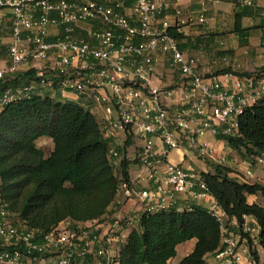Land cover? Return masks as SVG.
I'll return each mask as SVG.
<instances>
[{
    "label": "built area",
    "instance_id": "built-area-1",
    "mask_svg": "<svg viewBox=\"0 0 264 264\" xmlns=\"http://www.w3.org/2000/svg\"><path fill=\"white\" fill-rule=\"evenodd\" d=\"M255 1L239 4L252 7ZM177 2L0 0V81L28 74L25 82L0 92V111L34 95L73 94L100 120L114 164L128 160L126 149L133 146L131 159L149 183L143 189L121 184L124 197L141 204L130 217L76 227L65 221L43 235L27 230L0 195V264H120L127 232L141 213L178 208L180 195L211 197L193 160L227 165L218 154L225 152L227 137L238 135L239 117L264 98V75L204 71L173 34L207 23L205 0L190 15ZM175 150L179 164L169 159ZM209 210L222 225L217 259L250 262L258 224L248 217L239 224L215 201Z\"/></svg>",
    "mask_w": 264,
    "mask_h": 264
},
{
    "label": "trees",
    "instance_id": "trees-1",
    "mask_svg": "<svg viewBox=\"0 0 264 264\" xmlns=\"http://www.w3.org/2000/svg\"><path fill=\"white\" fill-rule=\"evenodd\" d=\"M235 4V30L242 40H248L255 30L264 32V24L242 29V19L251 11L240 7L239 0ZM254 8L261 12V8ZM173 35L186 53L201 47L195 40H186L184 34ZM214 73L250 77L264 75V67L254 73L231 68ZM27 75L19 74L15 81L1 80L0 92L25 82ZM238 124V135L226 138L229 148L252 163L264 159V98L245 110ZM41 138H49L54 144L48 155L37 146ZM109 150L100 120L84 106L37 95L13 102L0 111V195L10 212L37 235L65 221L74 227L102 222L121 184L131 182V162L123 159L116 166ZM211 166L213 172L202 174L209 195L239 224L246 217L254 219L264 250V207L247 200L248 196L264 198V184L242 183L230 177L228 167ZM222 237L221 223L201 205L143 212L122 247L120 264H168L176 258L178 246L191 240H196L195 248L180 264H207V256L222 249ZM252 245L250 240L251 257L255 264H261Z\"/></svg>",
    "mask_w": 264,
    "mask_h": 264
},
{
    "label": "rangeland",
    "instance_id": "rangeland-1",
    "mask_svg": "<svg viewBox=\"0 0 264 264\" xmlns=\"http://www.w3.org/2000/svg\"><path fill=\"white\" fill-rule=\"evenodd\" d=\"M177 1L178 0H172L173 6L177 5ZM196 4L197 0H179L178 8L183 10V14L190 15L194 14V11H196ZM263 4L264 3H262V5ZM260 8L263 9L264 6ZM216 12L214 16L209 14L208 21L205 25H193L185 28V36L187 37L186 40H195V42H199L201 46L195 51L188 52V54L199 58L202 68H207L210 72H217L228 68L240 72L245 69L254 71L260 67H264V40L261 36L263 34V29L253 31L251 38L248 40H242L235 30L234 12L231 10H225L222 13L221 11ZM250 24V21H248V25ZM42 140L50 139L44 138ZM40 143L41 141H39L38 146ZM42 147L47 155L52 151L51 143L44 144ZM230 152L229 146H226L225 152L223 154L219 152L218 156H225L229 160ZM190 155L193 157L192 154ZM180 156L181 153L175 150L171 154V159L180 162ZM232 158H237L239 161L247 160V157H242L238 153L233 155ZM250 160L255 161L254 158H251ZM193 164L200 172L206 173L214 171L211 164L218 165L216 161H206L198 158H194ZM252 166L255 167V169L251 171V176L246 175V171L230 167L234 168L230 169L231 173H233L230 177L237 179L242 183L261 182L264 184V162L260 163L259 161H255L252 163ZM256 202L264 207V198L261 195L258 196V200ZM121 219H124L123 216ZM227 227L231 228V225H227ZM130 229L132 231L133 227ZM253 235L254 237L251 238V241L253 242L252 246L256 248L254 242L258 243V235L257 233ZM183 255V252L180 250L176 260H181L184 257Z\"/></svg>",
    "mask_w": 264,
    "mask_h": 264
},
{
    "label": "crops",
    "instance_id": "crops-1",
    "mask_svg": "<svg viewBox=\"0 0 264 264\" xmlns=\"http://www.w3.org/2000/svg\"><path fill=\"white\" fill-rule=\"evenodd\" d=\"M236 0H205V7H207V18L210 15L214 16L216 11H221V13L223 11H228L231 10L232 12H234V15L236 13L237 7L235 4ZM202 3L203 0H197V4H196V11H194V13L198 12L201 7H202ZM262 3H264V0H256L254 2V5L252 7H242V8H247L250 9V16L248 17H244L242 19V29H248V28H253L256 26H261L264 24V8H261V12H257L256 8L254 7H263L264 4L262 5ZM241 7V6H240ZM217 14V12H216ZM248 21H250V25H248ZM234 22H235V16H234ZM261 36H264V32ZM251 38V37H249ZM262 68V67H260ZM258 68V69H260ZM258 69L256 70H249V69H245L242 72H249V73H254L256 72ZM204 71L206 72H210L207 68L204 69ZM214 73V72H212ZM58 99L62 102H74L76 104H81L80 101L77 100V97L74 96L73 94H69L66 93L65 95H61L60 93H58V95L55 97V99ZM82 106V105H81ZM44 138H41L37 141V146L39 141H41V143L39 144V148H42V145L44 144H48L51 143L52 144V150L54 148V144L52 142V140H42ZM230 159L228 160L227 165H225L226 167H228L229 169H234L236 168L237 170H241V171H253L255 169V167L252 166V162H250L248 159L247 160H242L239 161L237 158L234 159L232 158L233 155L236 154L235 151H233L232 149H230ZM133 153H134V147L133 146H129L126 149V154L129 156V161L131 162L130 168H129V174H130V180L132 183L135 184L137 189H143L145 187H147L149 185L148 181L146 180V173L145 171H143L141 169V167L134 163L133 160L131 159V157H133ZM171 154L169 155V159L172 163L174 164H179L181 162V156H180V162L171 159ZM230 167H234V168H230ZM206 173V172H205ZM243 173V172H242ZM245 173V172H244ZM230 175H233V173H230ZM245 175V174H244ZM256 183V182H255ZM257 183H261V182H257ZM262 184V183H261ZM178 208L179 209H184L185 207H189L191 205H201L207 209L210 208L211 204L213 203L214 199L212 197H191V196H179L178 197ZM181 199H186V200H181ZM181 200V201H180ZM248 203L249 204H255L257 203L256 201L258 200V196H248L247 198ZM141 210V204L136 201V200H128L124 197L123 192H120L118 197L116 198L115 203L111 206L110 208V213L104 217V219L102 220V222H100L101 224H104L106 222H114L115 220L121 219V217L123 216V218H127L132 216L135 212H139ZM249 222H252L253 225L258 228L256 221L252 218H248ZM89 224V223H88ZM230 230L233 232V234H237L238 233V228L237 227H232L230 228ZM131 231L128 230V234ZM259 230L257 231V235H258V240H259ZM258 245H256L255 250H257L259 256H260V260H261V264H264V250L260 245V241H258ZM196 245V240H191L188 241L186 243H183L181 245L178 246L177 248V256L179 254V251L181 250L183 252V258L181 260H176V258L172 259L168 264H180L181 261L188 256L191 252H193L194 248ZM248 257L250 258V262H244V264H254V261L252 259V257L250 255H248ZM206 262L207 264H223L220 260L217 259L216 255H209L206 258Z\"/></svg>",
    "mask_w": 264,
    "mask_h": 264
}]
</instances>
